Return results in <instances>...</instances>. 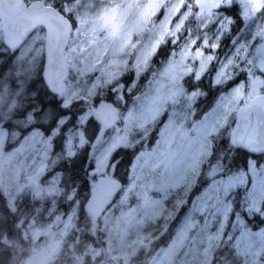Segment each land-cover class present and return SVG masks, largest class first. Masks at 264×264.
<instances>
[{"label": "rangeland", "instance_id": "374dc122", "mask_svg": "<svg viewBox=\"0 0 264 264\" xmlns=\"http://www.w3.org/2000/svg\"><path fill=\"white\" fill-rule=\"evenodd\" d=\"M42 1L50 6L58 3L74 24L66 52L70 76L63 105L77 102L82 110L69 126L66 156H75L89 143L93 165L89 175L94 182L102 177L115 178L116 163L111 162V156L116 148L140 147L128 184L100 219L97 229L102 247L92 248L90 255L78 257L77 263L134 264L138 252L152 248L178 218L172 240L144 258L146 264H264V226L254 228L244 216L253 218L245 207L248 197L233 190L228 204L222 209L216 207L217 194L226 186L234 189L244 179L243 171L234 172L229 181L214 184L206 193L192 195L203 173L209 180L210 174L221 170L218 164L209 168L213 137L229 133L221 131L217 135L212 127L225 115L232 124L238 109L229 106L230 94L224 91L198 117L196 104L206 92L196 90L198 94L193 96V90L185 84L189 76L197 80L194 72L199 71V63H207L206 54L218 56L226 37L230 42L228 53L219 63L233 57L239 64L233 41H243L250 33L264 30V14L252 20L244 14V0H231L238 5L242 18L240 28L232 31L234 19L224 9L214 7L224 5L226 0ZM149 4L155 5L156 13L143 20L140 13ZM110 10L117 13L114 24L109 21L110 27H101L98 18ZM45 40V30H36L0 76V188L12 211L17 210L24 195L38 203L34 217L23 229L30 250L21 264H52L73 233L80 209L74 194L65 195L62 173L47 176L57 162L54 139L68 117L61 119L50 134L38 129L10 133L7 127L23 107L29 82L41 69L43 74ZM169 40L173 51L155 70L152 59ZM203 41L209 46L218 43L219 48L210 50ZM3 45L0 19L2 54L8 50ZM236 71L244 78L239 68ZM212 85L216 86L214 80ZM106 95L115 101L109 102L116 107L119 120L93 146L96 139L88 141L85 127L98 103L108 101ZM202 120H206L203 127ZM102 127L100 123V130ZM227 194L223 191L219 200ZM233 210L243 215L229 220L227 213ZM245 219L246 224L242 222ZM229 242L234 258L214 263L217 248Z\"/></svg>", "mask_w": 264, "mask_h": 264}, {"label": "trees", "instance_id": "16d2710c", "mask_svg": "<svg viewBox=\"0 0 264 264\" xmlns=\"http://www.w3.org/2000/svg\"><path fill=\"white\" fill-rule=\"evenodd\" d=\"M54 6L63 12L61 6L56 3ZM225 10V9H224ZM233 19V30L240 28L242 18L238 5H234L229 10H225ZM64 13V12H63ZM70 17V16H69ZM72 20V18L70 17ZM229 38L223 40L221 48L218 50L217 60L213 63L214 66L219 63L222 56L228 52ZM177 45V44H176ZM5 53H0V76L10 67V63L14 54L10 52L9 48ZM173 43L169 40L162 45L156 55L153 57L151 65L152 68L160 69L169 59L173 51ZM2 54V55H1ZM42 70V69H41ZM33 78L28 84L27 96L23 100V107L14 117V122L7 123L10 133L24 132L26 130L38 129L46 134H50L56 127H58L61 119L68 117V122L60 129L59 134L54 139V158L57 162L50 168L47 176L53 173H62L61 187L65 195L74 194L75 200L80 201L79 217L73 233L70 234L68 240L63 244L58 256L52 264H80L77 263V258L83 255L89 256L88 253L92 248L102 247L100 235L94 231L92 217L85 210V203L90 197L93 188V179L89 172L92 168V157L90 155L89 143L82 148L75 156H66L65 143L69 126L73 125V121L79 116L82 108L80 103H73L69 107H65L58 96L53 94L47 87L42 71ZM129 72L132 73V65L129 67ZM213 72H208L202 79L195 80L194 77H188L185 84L192 90H202L206 92L205 98L200 99L197 104V114L200 117L203 113L209 110L216 102L218 96L225 91L224 86H213ZM106 99L115 102L110 95H106ZM43 102V104L41 103ZM42 106L44 107V114L37 116ZM64 113L61 119L57 122L54 128H49L47 115L49 113L55 115ZM33 115L34 119L31 121L30 117ZM44 118L46 119L44 120ZM100 121L94 116L91 117L85 127V135L88 141L96 139L100 131ZM38 125H42L40 127ZM229 135L214 136V148L212 159L218 164L217 157L225 160L226 164H230L233 169L239 168L241 171L247 167V161L250 158L264 159V157L254 156L244 151L243 149L229 152ZM139 148L137 146H127L116 148L111 156V162L116 163L114 176L116 179L123 181L124 187L128 184L131 175L132 165L138 156ZM208 177L204 173L201 175L198 184L193 189L192 195L202 192L205 188V182ZM121 191V193H122ZM38 208V203L31 200L29 195H24L19 203L16 211H12L9 207L8 199L0 188V264H21L22 260L29 254L30 248L28 241L23 237L24 226L34 217ZM248 220L250 226L254 228L264 226V219L259 216L250 218L244 215ZM179 219L176 218L168 227L167 231L153 243L149 250L141 249L134 257V264H146V257L151 256L153 252L161 246L167 245L177 232ZM20 244V247L17 246ZM72 245V246H71ZM149 251V252H148ZM234 249L229 243L221 244L214 254V263L220 260H231L234 258ZM85 264H90L84 261ZM83 264V263H81Z\"/></svg>", "mask_w": 264, "mask_h": 264}, {"label": "snow or ice", "instance_id": "6c2138e0", "mask_svg": "<svg viewBox=\"0 0 264 264\" xmlns=\"http://www.w3.org/2000/svg\"><path fill=\"white\" fill-rule=\"evenodd\" d=\"M214 7L218 9L229 10L234 5L231 0H226L224 5L216 4ZM243 11L245 15L255 20L261 14H264V0H244ZM156 13V7L153 4H149L144 10L141 11V19L146 20L150 15ZM117 13L115 10L106 11L102 13L98 18L101 27H110L109 21L115 22ZM228 31L231 30L232 20L229 17ZM111 34V33H110ZM206 47L211 49H218L219 44H211L209 46L207 41H203ZM234 44V56L238 55L240 63L237 64L233 57H228L224 62L218 63L214 66L213 61L217 60V57L209 54L207 55V63H199V71L194 72V76L197 80L202 79L203 75L208 72H213V80L216 86H224L225 94L228 95L229 106L236 105L239 111V118L233 119L232 124L228 123L231 119L227 115L223 120H218L217 124L211 129L217 135L221 131L229 133L228 143L230 145L229 152L234 153L241 149L253 153L255 156L264 157V30L256 33H250L248 38L243 41H233ZM195 47V46H194ZM158 50V49H157ZM14 52H19V48H13ZM202 51V50H201ZM247 64L249 67H243ZM239 68L244 78L237 73ZM259 82V86H258ZM197 91L194 89L192 95H197ZM43 104V102H41ZM61 103H66L61 101ZM242 105V106H241ZM44 107L42 106L40 112L36 113L37 116L44 114ZM255 114L258 124L253 126L252 116ZM64 113L47 115L49 128H54L57 122L61 119ZM206 120L200 122V126L203 127ZM233 124L235 126H233ZM43 127L42 125H38ZM244 127L246 131L240 134L241 128ZM240 134V135H238ZM211 132L209 133L210 138ZM239 139V143H237ZM83 142V141H81ZM69 155H72L69 153ZM220 171L215 175L210 174L209 180L205 182V188L202 190L206 193L214 184L219 182L229 181L234 172L239 173L241 169H233L230 164H226L225 160L217 157ZM216 161L209 156V168H214ZM251 171V177L248 176ZM244 179L233 187L226 186L222 189L221 193H218L217 209H222L228 204V197L233 194V190L236 193L243 192L248 199L245 201V207L248 212L253 214V218L256 216L264 219V159L250 158L247 161V167L243 169ZM223 191H227V195L224 196L223 201L219 200V195ZM229 220L232 217L239 218L243 213L237 214L234 210L227 213ZM219 218V213H218ZM246 224V219L242 221ZM255 231V230H252ZM261 236L264 238V230L261 231Z\"/></svg>", "mask_w": 264, "mask_h": 264}, {"label": "water", "instance_id": "95a60500", "mask_svg": "<svg viewBox=\"0 0 264 264\" xmlns=\"http://www.w3.org/2000/svg\"><path fill=\"white\" fill-rule=\"evenodd\" d=\"M0 19L4 43L12 53H16L13 51L14 47L21 49L36 30L41 28L45 30L43 79L49 90L63 99L70 76L66 52L74 27L72 20L56 7L47 5L42 0H34L30 3L26 0H0ZM93 116L103 125L94 142L93 146H96L103 134L118 122L119 116L116 107L109 101L99 102ZM238 118L239 111L236 115V119ZM252 124L253 126L258 124L255 114L252 116ZM245 131L246 129L242 127L240 134ZM239 142L237 139V143ZM123 185V181L116 178L102 177L95 181L90 197L85 203V210L92 217L95 229L102 216L118 199Z\"/></svg>", "mask_w": 264, "mask_h": 264}, {"label": "flooded vegetation", "instance_id": "af4514ba", "mask_svg": "<svg viewBox=\"0 0 264 264\" xmlns=\"http://www.w3.org/2000/svg\"><path fill=\"white\" fill-rule=\"evenodd\" d=\"M15 55V54H14ZM30 83V82H29ZM25 98V97H24ZM24 98H23V100H24ZM22 105H23V103H22ZM34 119V117H33V115L30 117V120H33ZM94 184H95V181L93 182V186H94Z\"/></svg>", "mask_w": 264, "mask_h": 264}]
</instances>
